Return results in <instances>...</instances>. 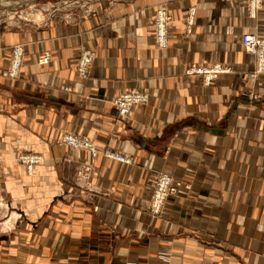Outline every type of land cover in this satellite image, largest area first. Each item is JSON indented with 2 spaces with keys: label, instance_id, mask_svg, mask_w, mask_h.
Segmentation results:
<instances>
[{
  "label": "crops",
  "instance_id": "1",
  "mask_svg": "<svg viewBox=\"0 0 264 264\" xmlns=\"http://www.w3.org/2000/svg\"><path fill=\"white\" fill-rule=\"evenodd\" d=\"M249 33L264 38V3L253 16L250 0H98L76 18L0 28L2 66L12 47L26 53L19 80L0 76V264H264V75ZM193 66L229 72L207 84ZM134 89L149 102L119 117L114 99ZM69 131L132 165L67 147ZM24 151L43 158L32 173ZM161 174L183 187L155 216Z\"/></svg>",
  "mask_w": 264,
  "mask_h": 264
},
{
  "label": "built area",
  "instance_id": "2",
  "mask_svg": "<svg viewBox=\"0 0 264 264\" xmlns=\"http://www.w3.org/2000/svg\"><path fill=\"white\" fill-rule=\"evenodd\" d=\"M263 3L264 0H250V12H252L253 16ZM193 15L194 13L192 12L188 20L189 27L193 25ZM170 21L171 17L165 8L162 7L157 10L154 19L156 29L155 41L157 46L163 49L169 46L168 29ZM242 44L245 51L250 55H253L256 59V73L264 75V38L257 33H249L243 36ZM13 53L12 57L6 61L4 66L0 64V76L11 79H16L21 76L24 49L23 47H16ZM92 59L93 57L89 53H86L82 61L78 63L77 71L80 77H88L92 65ZM50 60V54L46 53L39 60V65H48L51 62ZM222 72H229V70H222L219 66L212 69L193 66L189 70L190 74L207 76L205 80L207 84H210L211 81ZM148 102V95L134 89L116 97L113 101V105L120 116H128L136 107L145 106ZM61 143L73 150L86 152L90 154L93 159L103 156L108 159H113L122 165H132L133 163L130 156L109 149L101 150L95 142L70 131L63 134ZM21 162L26 165L27 171L32 173L35 167L42 164L43 158L39 155H29L23 157ZM181 187H183V183L172 175H159L155 181L154 190L150 199L151 213L155 216L161 215L166 208L168 201L179 194Z\"/></svg>",
  "mask_w": 264,
  "mask_h": 264
},
{
  "label": "rangeland",
  "instance_id": "3",
  "mask_svg": "<svg viewBox=\"0 0 264 264\" xmlns=\"http://www.w3.org/2000/svg\"><path fill=\"white\" fill-rule=\"evenodd\" d=\"M3 1H4L3 5H0V28H2L3 30L5 29L21 30L28 28L34 29L39 25H43L45 22H47V20L50 19H60V18L65 19L68 17L76 18L81 14H83L85 11L89 10L91 4L98 0H3ZM16 47H23L24 49L23 63H24V58L26 53L23 45H16L12 47L10 50V55L7 57L5 61H7L12 57V54H14L13 51L16 49ZM46 53L50 54V52L46 51L41 55V57H43ZM86 53H89L93 57L92 59V64H93L94 54L90 51H85L81 53L77 61V66L78 63L82 61ZM50 59H51L50 61H52L51 54H50ZM258 75H262V74H258ZM20 78L21 76L19 78H16L15 80H19ZM139 91L144 93L145 95H148L146 92H143L141 90ZM128 116L119 115V117H128ZM29 155H38V154L29 151H24L21 153V155L18 158L19 162L25 167L26 165L21 162V159ZM3 201L5 200L3 199Z\"/></svg>",
  "mask_w": 264,
  "mask_h": 264
},
{
  "label": "bare ground",
  "instance_id": "4",
  "mask_svg": "<svg viewBox=\"0 0 264 264\" xmlns=\"http://www.w3.org/2000/svg\"><path fill=\"white\" fill-rule=\"evenodd\" d=\"M4 1L3 0H0V5H3Z\"/></svg>",
  "mask_w": 264,
  "mask_h": 264
}]
</instances>
